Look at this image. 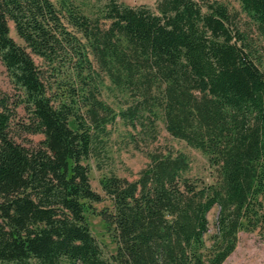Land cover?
I'll list each match as a JSON object with an SVG mask.
<instances>
[{"label": "trees", "instance_id": "16d2710c", "mask_svg": "<svg viewBox=\"0 0 264 264\" xmlns=\"http://www.w3.org/2000/svg\"><path fill=\"white\" fill-rule=\"evenodd\" d=\"M237 1L264 43V0ZM236 20L217 0H105L93 18L70 0H0L16 88H0L1 264H222L239 232L264 238V70ZM104 87L130 95L117 112ZM117 116L150 132L160 117L206 155L211 181L185 153L153 152L135 179L110 172L92 189L84 161ZM16 128L43 138L22 144ZM104 200L111 253L87 219Z\"/></svg>", "mask_w": 264, "mask_h": 264}, {"label": "rangeland", "instance_id": "374dc122", "mask_svg": "<svg viewBox=\"0 0 264 264\" xmlns=\"http://www.w3.org/2000/svg\"><path fill=\"white\" fill-rule=\"evenodd\" d=\"M56 2V0H52ZM79 6L83 12L93 18L99 14L105 0H70ZM124 4L137 6L143 5L155 9L157 0H120ZM226 4L229 10L237 12L236 23L239 30L247 36V39L254 43V53L256 61L264 70V43L256 35L252 24L241 11L237 0H217ZM102 26H106V21H101ZM10 34L14 39L19 41L10 24ZM105 84L109 81L106 79ZM0 88L14 98L16 88L10 80L8 72L4 65L0 62ZM130 97L128 93L115 96L113 90L104 87L102 90V99L109 103L117 112L121 100ZM121 98V99H120ZM17 118H25V112L21 107L17 108ZM72 125V124H71ZM73 126V125H72ZM15 138L22 144H36L43 138L42 134H32L21 132L16 128L14 131ZM97 144H99V153L85 160L89 168V180L92 189L102 194L100 188V179L102 175L107 173H115L118 176L125 177L129 180L135 179L138 172L149 162V156L153 152H177L185 153L190 162L191 176L202 177L206 181H211L212 168L209 166L206 155L199 150L186 145L182 140L172 137L166 130L163 121L159 117L155 122V131L150 132L132 128L127 123L116 117V121L111 125L108 124L104 132L98 134ZM110 202L104 200L99 203H93L94 213L88 212L87 219L90 223L92 234L95 236L101 247L106 253L114 252V243L108 236L105 225L98 215L97 210L104 206H109ZM217 207H213L208 213V220L212 229ZM206 243H209L207 241ZM1 264V263H0ZM222 264H264V238L257 232H239L238 241L235 249L228 255Z\"/></svg>", "mask_w": 264, "mask_h": 264}]
</instances>
